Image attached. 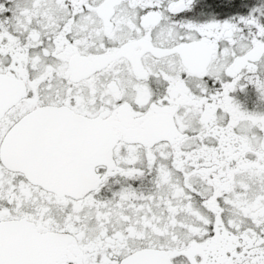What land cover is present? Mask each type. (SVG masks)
<instances>
[{"label":"snow or ice","instance_id":"obj_1","mask_svg":"<svg viewBox=\"0 0 264 264\" xmlns=\"http://www.w3.org/2000/svg\"><path fill=\"white\" fill-rule=\"evenodd\" d=\"M260 105L264 0H0V264H264Z\"/></svg>","mask_w":264,"mask_h":264},{"label":"flooded vegetation","instance_id":"obj_2","mask_svg":"<svg viewBox=\"0 0 264 264\" xmlns=\"http://www.w3.org/2000/svg\"><path fill=\"white\" fill-rule=\"evenodd\" d=\"M243 98V97H242ZM249 103H248V107L251 108L254 106L253 102L255 101V93L250 92L249 93ZM261 108H264V105H260Z\"/></svg>","mask_w":264,"mask_h":264}]
</instances>
